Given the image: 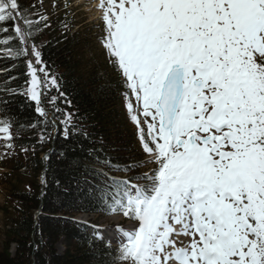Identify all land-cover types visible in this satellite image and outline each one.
<instances>
[{
  "label": "snow or ice",
  "instance_id": "1",
  "mask_svg": "<svg viewBox=\"0 0 264 264\" xmlns=\"http://www.w3.org/2000/svg\"><path fill=\"white\" fill-rule=\"evenodd\" d=\"M97 7L102 47L121 79L142 163L151 165L133 177L143 183L114 181L111 211L137 222L117 237L119 264H264V0ZM10 23L0 33L19 42L13 58L34 57L25 95L46 116L37 89L59 86L37 67L35 43L28 47L39 21L18 0H0V25ZM63 115L67 137L75 125ZM0 124L8 133L10 121Z\"/></svg>",
  "mask_w": 264,
  "mask_h": 264
},
{
  "label": "trees",
  "instance_id": "2",
  "mask_svg": "<svg viewBox=\"0 0 264 264\" xmlns=\"http://www.w3.org/2000/svg\"><path fill=\"white\" fill-rule=\"evenodd\" d=\"M18 2L26 18L39 21L30 41L41 53L37 67L55 76L59 87L42 88L41 116L25 95L30 58H13L19 42L8 39L11 32L0 33V119H8L11 130L0 156L8 169L2 176L7 190L0 208V264H118V248L71 219L78 213H118L109 207L118 187L114 181L133 183L140 175L144 154L119 109L123 85L110 63L86 65L82 52L88 44L66 11L44 10L43 0ZM64 113H71L75 125L67 137Z\"/></svg>",
  "mask_w": 264,
  "mask_h": 264
},
{
  "label": "rangeland",
  "instance_id": "3",
  "mask_svg": "<svg viewBox=\"0 0 264 264\" xmlns=\"http://www.w3.org/2000/svg\"><path fill=\"white\" fill-rule=\"evenodd\" d=\"M53 1L54 3H52ZM94 2H98V0H43L44 10L51 11L52 8L60 7V9H67V10L69 9L71 11V18H75L74 19V30L80 31V34L82 36V41L88 44L83 49V52H82L84 54V59L87 61L86 65L88 66L101 64L104 62L109 63L108 55L105 49L102 47V39L104 36V31H103L104 25L100 18L101 16L100 11L98 12L96 11L97 8L96 6H94ZM85 38H89V39H85ZM112 74L114 75V72ZM116 74H117V71H116ZM119 80L121 81L120 77H119ZM37 91H40V88H38ZM119 109L123 116V121L125 122L126 127L135 136L137 144L139 145L138 139L136 136L135 126L130 122V120L127 117L123 98L120 103ZM0 127H3V126H0ZM1 136L7 137L8 135L4 133V134H1ZM2 138L3 137H0V156L2 153L1 152L2 151L1 147L3 144L1 140ZM3 165H5V163H3ZM149 167L150 165H147L146 170H149L148 169ZM3 171L7 172L8 169L0 165V208L3 207L5 203V195H6V190H7V184L1 181V175ZM108 218H106L104 223L105 224L108 223L109 225L110 221H108ZM94 219L95 220H92V221H95L96 225L101 224V222H98L99 218L95 217ZM3 220H4V216L0 210V230L3 226ZM119 222H118V226L122 227L124 222H120V223ZM132 222H136V221H132Z\"/></svg>",
  "mask_w": 264,
  "mask_h": 264
},
{
  "label": "bare ground",
  "instance_id": "4",
  "mask_svg": "<svg viewBox=\"0 0 264 264\" xmlns=\"http://www.w3.org/2000/svg\"><path fill=\"white\" fill-rule=\"evenodd\" d=\"M99 3V0L98 2H94V6H96L97 8V12L100 11L97 7ZM1 134H4V133H0ZM108 218V217H106ZM121 220V218L119 216H109L108 218V221L110 222H114V223H118L119 221ZM134 226L133 223H130L128 222L125 226H124V229L123 230H120L116 227H107L106 225H104L102 228H100L101 230L98 232V234H102L104 237L108 238V240L112 241L113 243L115 244H119V239H117V237L121 236L122 232L123 231H129L131 230Z\"/></svg>",
  "mask_w": 264,
  "mask_h": 264
}]
</instances>
